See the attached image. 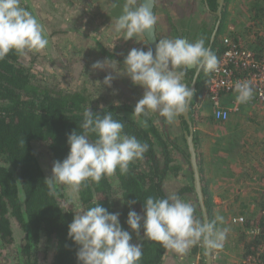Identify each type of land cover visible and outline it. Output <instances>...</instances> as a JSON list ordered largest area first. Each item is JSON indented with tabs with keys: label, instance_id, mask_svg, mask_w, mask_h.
Segmentation results:
<instances>
[{
	"label": "trees",
	"instance_id": "16d2710c",
	"mask_svg": "<svg viewBox=\"0 0 264 264\" xmlns=\"http://www.w3.org/2000/svg\"><path fill=\"white\" fill-rule=\"evenodd\" d=\"M209 2L211 9L218 7L217 0ZM225 2L223 18L224 13L228 12L230 0ZM222 23L223 19L213 44L211 28L202 29L203 35L196 39H204L205 47H211V52L217 57L223 51L222 38L219 39ZM187 35L188 32H185L177 37L186 38ZM99 49L108 59L123 64L122 56H117L102 45H99ZM38 54L39 52L27 50L23 53L11 51L0 60V264H79L76 255L79 246L69 238L68 225L81 207H92L94 202H98L109 213H120L122 227L132 235L131 243L143 245L140 264H165L170 250L158 242L144 239L142 227L137 236L128 228L126 220L130 210L143 215V201L147 197L170 195L172 192L169 193L166 186L173 188L170 184L172 181L178 183L173 192L192 203L196 209L195 218L204 220L194 190L190 155L184 135L189 130L187 122L179 116L183 132L181 139L184 143L181 147L179 137L174 141L172 139L175 133L173 124L168 130L167 122L159 114L149 113L139 117L132 115L137 102L131 98L119 100L122 103H108L103 95L98 98L94 96L96 90L87 81L69 89L62 87L54 79H36L33 69L40 59ZM196 73L195 69H189L184 77V82L190 88ZM210 73L201 70L198 77L191 107L193 123L196 104L207 99ZM99 99L107 101L102 103ZM89 107L94 114L112 112L114 119L125 124L124 132L147 143L149 150L142 160L129 165V171L125 175H121L117 169L115 175L102 178L98 184L88 181L87 186H82L78 193H73L68 186L58 185L56 195H49L44 181L51 175L46 173L37 147L44 150L52 164L66 158L69 152L67 137L74 130L80 131L84 111ZM144 120L147 121L146 125L142 123ZM194 137L198 150L195 132ZM90 139L94 140L95 136H90ZM178 152L183 155V162L178 158ZM198 161L211 222L216 217L217 204L211 188L205 184L201 161ZM259 194L261 201L253 203L256 210L251 212L250 218L243 216L245 230H260L259 235H249V250L245 256L255 253L258 246L264 243V191ZM133 200L136 203L130 204ZM14 224H17L18 231L23 234L20 243L16 240ZM243 238L245 241L246 237ZM193 247V260L200 254L203 261L201 264H205L202 245ZM183 259L184 256L179 259L181 264H184Z\"/></svg>",
	"mask_w": 264,
	"mask_h": 264
},
{
	"label": "clouds",
	"instance_id": "9594fccd",
	"mask_svg": "<svg viewBox=\"0 0 264 264\" xmlns=\"http://www.w3.org/2000/svg\"><path fill=\"white\" fill-rule=\"evenodd\" d=\"M156 24L157 16L146 0H125L111 30L126 41L149 33L155 39ZM48 43L42 25L20 6V0H0V60L11 51H42ZM218 66L217 56L205 47L204 39L190 42L177 37L159 39L155 53L151 47L147 51L132 48L124 58L123 69L117 68V61L108 59L96 61L92 69H112L118 75L129 77L133 84L144 89L132 115L158 113L170 124L187 111L194 95L184 82L187 70L213 72ZM113 79L114 76L108 74L103 84L111 87ZM234 91L238 103L249 102L253 96L251 81H237ZM83 117L80 131L74 130L67 137L66 158L54 161L51 176L45 178L49 195H56L58 185L68 186L73 193H78L88 181L98 184L102 178L115 175L117 169L125 175L129 165L142 160L149 150L147 143L124 132L125 124L114 119L112 112L94 114L89 107ZM142 123L146 125L147 121ZM92 135L94 140L90 139ZM142 211L143 215L135 210L128 212V228L139 236L142 227L144 239L160 243L181 258L197 244L202 245L206 253L222 249L230 230L217 226L223 224V216L216 215L211 222L195 218V206L175 193L147 197ZM119 216L120 213H109L98 202L92 207H81L75 213L68 225V236L79 246L76 253L79 264H140L143 245L131 243L132 235L122 227Z\"/></svg>",
	"mask_w": 264,
	"mask_h": 264
},
{
	"label": "rangeland",
	"instance_id": "374dc122",
	"mask_svg": "<svg viewBox=\"0 0 264 264\" xmlns=\"http://www.w3.org/2000/svg\"><path fill=\"white\" fill-rule=\"evenodd\" d=\"M262 1L264 3V0ZM124 3L125 0H20V6L26 8L38 19L46 38L49 37V43L44 50L39 51L40 59L37 60L33 69L36 79H46L47 81L54 79L56 83L69 89H74L87 81L96 90L94 96L98 98L103 95L102 97L108 99V103H122L119 100H127V98L138 102L143 96L144 89L133 84L129 77L118 75L112 69H92V64L96 61L108 59L102 54L99 45L123 58L132 48H143L147 51L150 47L144 34L126 41L122 35H117L111 30V24H114L116 18L121 14ZM230 3L227 9L229 17L228 12H225L219 39L227 33L225 27L227 18L230 22L234 15L241 20V17L244 19V15L239 14V11L247 12L245 15L248 16L255 15V12L251 10L253 8L264 10V6H259L262 3L261 0H230ZM155 15L157 16L156 27L159 39L177 38V36L188 32L187 37L190 42L195 41L201 34L203 35L202 29L204 28L215 30L218 21L215 15L208 13L203 5V0H157ZM257 21L264 24L262 20ZM117 68L123 69V64L119 61H117ZM108 74L114 76L111 87L103 84L104 77ZM99 100L102 103L107 101ZM196 110H200V108L195 106L194 111ZM179 120L167 123V129L170 130L173 124L175 133L172 139L174 141L179 137V144L183 147L184 143L181 139L183 132ZM37 153L41 156L40 160L46 173L51 175L52 162L40 147H37ZM178 158L183 162V155L180 152H178ZM238 171L241 178L245 179L246 171L241 167L238 170V167L234 166V173ZM251 173L249 174L251 175ZM170 184L173 188L167 185V191L174 193L173 190H176L178 183L172 181ZM231 189L232 192H235V188ZM250 192L252 190H248L244 195ZM255 193L258 194V191ZM246 198L247 201L248 197ZM240 202L237 201V204H242ZM232 205L225 202L222 204L223 207L218 209L224 214ZM250 208L255 210L256 206L253 205ZM13 229L16 233V240L20 243L23 234L18 231L17 224L13 225ZM193 248L191 247L184 256V264H193ZM11 254H8L9 257ZM166 259H169L167 264H179V259L182 258L170 251Z\"/></svg>",
	"mask_w": 264,
	"mask_h": 264
},
{
	"label": "crops",
	"instance_id": "0c3cea01",
	"mask_svg": "<svg viewBox=\"0 0 264 264\" xmlns=\"http://www.w3.org/2000/svg\"><path fill=\"white\" fill-rule=\"evenodd\" d=\"M261 2V5H257L262 7L264 3L262 0ZM251 10L255 12V15H252L254 19L264 21V10L261 8ZM239 14L243 16L247 12L239 11ZM231 21L225 24L227 30ZM205 100L196 104L200 110H196L194 116L195 136L198 140L197 153L203 168L205 184L212 190L217 204L216 209L223 207L222 204L225 202L233 204L224 214L220 209L216 212V215L224 218L223 224L217 226L228 227L230 230L224 247L214 253V264H237L249 250L247 244L249 236L243 227L244 224H234L232 219L239 216L250 218L251 212L254 211L250 207H253L256 201H261L259 192L264 191V104L257 102L240 104L236 96H227L224 99L226 107H230L232 113L226 122H218L213 116L210 100L208 98ZM234 166H237L238 170L241 167L246 171L245 179L241 178L239 171L234 173ZM231 188H235V192H232ZM248 190L252 192L244 195ZM237 201H241L242 204L238 205ZM243 236L246 237L245 241ZM196 260L197 258L193 262ZM168 261L169 259L165 264Z\"/></svg>",
	"mask_w": 264,
	"mask_h": 264
},
{
	"label": "built area",
	"instance_id": "2783aa9c",
	"mask_svg": "<svg viewBox=\"0 0 264 264\" xmlns=\"http://www.w3.org/2000/svg\"><path fill=\"white\" fill-rule=\"evenodd\" d=\"M222 46L223 51L217 57L218 69L210 73L207 89V98L218 122H226L230 118L232 109L226 107L224 99L227 96H236L234 85L237 81H251L253 96L249 102L264 104V24L252 15H244L241 20L235 16L227 34L222 38ZM232 222L244 224L245 218L234 217ZM246 234L259 235L260 230L246 229ZM263 255L264 243L258 246L255 253L246 255L237 264H264ZM201 261L202 256H199L193 264H199Z\"/></svg>",
	"mask_w": 264,
	"mask_h": 264
},
{
	"label": "water",
	"instance_id": "95a60500",
	"mask_svg": "<svg viewBox=\"0 0 264 264\" xmlns=\"http://www.w3.org/2000/svg\"><path fill=\"white\" fill-rule=\"evenodd\" d=\"M146 3L148 4V6L151 8V10L153 11V13L155 14V9H156V4H157V0H146ZM224 4V0H220V7H219V12L217 13L220 17V20L217 22V25L215 27V30L213 32L212 38H211V44L214 43L217 33L220 29L221 26V18H222V6ZM147 42L149 43L150 47L153 49V52L155 53V47H156V43L158 42V35H157V27L156 25L154 26V36L155 39H153L151 37V34H144ZM210 51H211V47H209ZM201 71L199 73H196V76L192 82L191 85V89L195 92L196 90V84H197V80L198 77L200 75ZM185 81V79H184ZM193 98V97H192ZM191 107H192V100L189 104V107L187 109V111L185 113H183L181 116L184 118V120L187 122L189 130L184 132L185 135V139L187 142V146H188V152L190 155L189 158V162L191 165V170L193 172V184H194V190L195 193L198 196V201H199V205L202 211V217L204 219V221H209V214H208V209L207 206L205 204V195H204V188H203V182H202V174H201V167L199 165V159H198V153H197V148H196V144H195V140H194V123L191 119ZM204 262L205 264H214V254L213 251L211 253H206L205 249H204Z\"/></svg>",
	"mask_w": 264,
	"mask_h": 264
},
{
	"label": "flooded vegetation",
	"instance_id": "af4514ba",
	"mask_svg": "<svg viewBox=\"0 0 264 264\" xmlns=\"http://www.w3.org/2000/svg\"><path fill=\"white\" fill-rule=\"evenodd\" d=\"M209 0H203V5L205 6V8H206V10L208 11V13H210V14H212V15H215L216 17H217V19H218V21L220 20V16L217 14L218 12H219V7H220V0H217V3H218V7L216 8V9H211L210 7V3L211 2H209ZM231 4V3H230ZM229 4V5H230ZM225 5H226V2H225V0H224V4H223V6H222V14H223V10H224V7H225ZM229 5H228V7H229ZM229 17V16H228ZM223 19V15H222V18H221V20ZM217 21V22H218ZM231 21V20H230ZM227 22H229V20H228V18H227V21H226V23ZM213 32H214V30H213ZM212 35H213V33H212ZM159 39V38H158ZM185 39H187L188 40V37H186Z\"/></svg>",
	"mask_w": 264,
	"mask_h": 264
}]
</instances>
